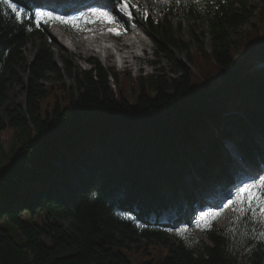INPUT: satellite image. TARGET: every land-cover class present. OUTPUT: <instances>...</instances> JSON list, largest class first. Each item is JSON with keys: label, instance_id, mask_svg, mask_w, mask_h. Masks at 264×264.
I'll return each mask as SVG.
<instances>
[{"label": "trees", "instance_id": "1", "mask_svg": "<svg viewBox=\"0 0 264 264\" xmlns=\"http://www.w3.org/2000/svg\"><path fill=\"white\" fill-rule=\"evenodd\" d=\"M160 1L159 20L135 10L131 20L150 28L177 76H139L133 101L111 84L123 76L97 58L78 72L67 61L59 66L44 42L47 24L36 26L34 0H13L25 9L19 19L0 2V132L16 130L11 158L0 164V264H137L127 255L138 248L131 243L165 241L169 223L159 216L180 209L181 194L193 209L202 203L193 200L200 188L224 193L236 185L240 174L229 173L224 140L237 138L246 157L264 165L255 141V131L264 132V67L252 61L264 63V32L253 24L231 40L248 22V1ZM204 18L212 47L195 55L177 32L183 21ZM245 36L238 59L233 44ZM37 40L43 43L28 64L24 49ZM173 51L205 68L210 86ZM23 71L25 100L9 104L8 89L23 81ZM50 73L72 82L44 110L41 102L54 90L45 85ZM201 233L181 230L162 258L139 264H264V223L251 212L240 215L232 206L224 227L212 221Z\"/></svg>", "mask_w": 264, "mask_h": 264}, {"label": "rangeland", "instance_id": "2", "mask_svg": "<svg viewBox=\"0 0 264 264\" xmlns=\"http://www.w3.org/2000/svg\"><path fill=\"white\" fill-rule=\"evenodd\" d=\"M98 3L106 6L110 11L118 18L115 23H124L126 25V33L122 34L120 37H118L117 41L118 43H123L122 51L118 52V48L112 46V48L107 49L105 48V52H101L99 49H94L97 45H99L98 41H92V46H90L89 43H81L82 45H79L77 47V44L80 43L78 38L82 35L73 34L71 37L69 34H64L62 26L59 28L54 27V23L50 22V24L46 25L45 28L48 31L50 36L45 37L44 42L49 44L51 47V51L54 53V57L56 61L58 62L59 66L63 68V64L60 63V60H62L64 63L67 61L69 64H71L74 71L78 72L84 69H90L91 65L87 62V59L93 57L97 58L100 63L107 69L113 68V70L123 76V79L118 84H115L114 80H111V84L114 87V90L116 92H119L120 90H123L125 95L127 96L130 101L134 100V97L136 95V89H137V78L139 76H147L150 74H154L157 76L162 77H176V73L173 71V65L174 61L169 58L166 54L161 53L154 42L152 41L149 33L151 34V30L148 26L144 25L141 28H136L131 24V19L129 17L125 16L123 13L119 11L118 8H116L113 3L116 0H97ZM248 6L247 9L250 12L248 22L246 25H244L240 31L238 32L239 37H235V35L231 38L232 41L235 39H240V34L244 32V34H247L248 32L253 30V24H256L255 27H257V31L260 33L264 32V5L263 0H247ZM201 1L200 6L203 8V4ZM94 3V2H92ZM130 5H136L137 7L130 9L135 10L137 12H140L145 15H150L154 17L156 20H159L162 17L164 6L161 4L160 0H129ZM43 11V10H40ZM82 14V13H81ZM88 21H92V17L89 16ZM174 22L176 28L179 27L178 23L176 21ZM80 25V24H78ZM73 28L77 29V26H72ZM101 28L97 27L96 29ZM210 26L206 22L205 18L204 21H188L185 20L182 23L181 29L177 32L178 36L181 37L182 40L190 42L193 54H199V51L196 49L200 48V50H211V32L209 30ZM62 29V30H60ZM115 31L117 28H112ZM93 30V29H91ZM127 31L129 33L127 35ZM97 31H91V36L96 35ZM194 34L198 35L200 38V41L198 42L197 39H194ZM85 34H83L84 36ZM127 35V38H126ZM139 36L140 38L145 39V43H143L144 46L139 47L138 44H136L135 48H133L130 44L132 41L131 38H135L133 36ZM142 36V37H141ZM105 39L107 37L105 36ZM137 40V39H136ZM194 40V41H192ZM247 38L245 36L243 42L237 41V43L233 44V53L234 56L238 59L242 58L244 55V49H243V43L247 42ZM252 39L250 38V41ZM242 41V40H241ZM98 42V43H97ZM43 41L40 42V40L33 42H30L26 45L24 49V57L26 62L29 64L35 54V51L37 47L42 44ZM108 43V42H106ZM108 47L111 46V43L107 44ZM101 46V45H100ZM92 50H90V49ZM99 51V52H97ZM109 53L106 55V52ZM130 51H133V56L128 57L126 59L124 58L122 61V55H128L130 54ZM146 51V53H145ZM113 54V57L107 58L109 54ZM124 55V56H125ZM172 56L175 57L176 60H178L180 63L184 64L185 66H188L195 74H197L198 79L200 81H203V86L205 88H208L210 86V82L208 79V74L205 68H201L198 65L191 64L190 61L187 60L186 56L184 54L178 55L176 51L172 52ZM107 58V59H106ZM252 61L256 63L255 67H260L261 64L259 59L256 58V56L252 57ZM124 63V64H123ZM208 69L209 68L207 67ZM139 69V70H138ZM23 76V81L20 83H13L9 89H8V99L7 103L9 104H17V103H23L25 100V90L24 86L26 85V73L23 71L21 72ZM56 74L50 73L48 75V79L45 82V85L48 86V88L53 87V91H50L49 97L41 102V105L43 106L44 110L50 107L52 104H54L56 101L60 100V95L62 94L63 90V83L69 84L72 82V79L68 77L67 74L64 75L63 82H56ZM3 113V108H0V114ZM227 128L229 130H233V125L230 123L229 119H227L224 124H227ZM235 132V131H234ZM256 144L258 143V146L262 151H264V132L260 130H256ZM16 130L14 128H6L5 130L0 132V164L5 166L10 158H11V148L14 145V139H15ZM224 140V139H223ZM224 145L222 146V150L224 153H227L226 146L236 148L235 153L231 152L228 154V156L232 160V164L229 163V170L230 168H234V166L242 165L245 169H239L240 167L234 168L237 170H241L244 173V177L247 180V183L252 181L253 179H258L261 176H264L262 174L257 173V171L263 167L262 165H258L256 167L255 162L254 164L249 163V159H245L244 150L240 149L238 146V139L237 138H228L223 141ZM20 143V142H19ZM18 143V144H19ZM233 145V146H232ZM226 151V152H225ZM237 158V159H236ZM255 167V168H254ZM258 169V170H257ZM240 182L238 184V188L242 186L245 182ZM185 183L188 185V187H192V181H191V175L187 174L185 176ZM214 189V188H213ZM212 188H209V186H204L202 189L200 188L199 191H195L193 200H200V201H211L215 202L218 201L217 197H214V200L210 197L212 192ZM235 193H233L232 196H234ZM215 196V195H214ZM224 200H220L219 203L215 202L213 207L211 208L212 211H221L222 214L214 220L216 224H218L220 227H224V225L227 223V216L231 213L232 208L231 206L225 207L227 205L228 200L223 202ZM184 203V201H183ZM214 205L219 206L218 208H215ZM189 204L185 203L184 208L188 210ZM206 212V211H205ZM209 212V211H208ZM166 215L164 216L163 213L160 214L159 218L162 219H175L179 215L178 211H174V209H169L165 212ZM164 213V214H165ZM201 211L196 212L192 214V210H190V219H192L191 225H182L180 222H177V226L175 225L169 230V233L167 234L165 241H142L140 243H131V246H138L128 250L127 255L131 258V260L134 263H142L145 261H154L162 258L167 253V246L175 245L180 239V231L186 229L187 232H192L198 236H202L201 229L204 227H197V220L200 218ZM179 217V216H178ZM186 217V216H183ZM264 223V219H263ZM239 264H244V260L240 258Z\"/></svg>", "mask_w": 264, "mask_h": 264}, {"label": "snow or ice", "instance_id": "3", "mask_svg": "<svg viewBox=\"0 0 264 264\" xmlns=\"http://www.w3.org/2000/svg\"><path fill=\"white\" fill-rule=\"evenodd\" d=\"M3 4L7 5L9 9L15 13L16 17L19 19L25 12L24 8L18 7L13 0H0ZM179 2V0H177ZM119 9L121 13L125 16L132 18V12L130 11L129 0H116L114 5ZM132 8L137 7L136 5H131ZM36 26L39 27L41 22L47 24L50 20H59L61 23L71 24L79 27L76 24V17H64V16H55L51 12H45L37 10L34 13ZM92 16L96 18L99 22H115L117 17L110 11H102L93 9ZM93 22V21H89ZM110 31H115L114 29H109ZM117 35L120 33L117 31ZM234 206V211L243 215L245 212H251L253 218L264 219V176L259 177L258 179H253L248 183H244L240 186L234 197L228 200L227 206ZM222 214L221 211H209L203 212L200 215V218L197 220V227H210L211 222L216 220ZM186 231V229H184Z\"/></svg>", "mask_w": 264, "mask_h": 264}, {"label": "bare ground", "instance_id": "4", "mask_svg": "<svg viewBox=\"0 0 264 264\" xmlns=\"http://www.w3.org/2000/svg\"><path fill=\"white\" fill-rule=\"evenodd\" d=\"M104 24H108V23H104ZM108 25H110V24H108ZM105 26V25H104ZM91 31H97V33H96V35H94V36H91ZM129 33H131V32H129ZM129 33H127V35L129 34ZM85 35L83 36H81V37H79L78 38V40H79V42L80 43H78L77 44V47L79 46V45H82L81 43H89L90 44V46H92L93 44H92V41H98V38H101L102 36H109V37H107V41H111L110 43L112 44L111 46H109V47H107L108 49H110V48H112V46H114V47H116V48H118V52H121L122 51V47L121 46H123V47H125L124 45H123V43H118V42H115V37H114V34H113V32L112 31H110L109 29L108 30H106V28H100V29H96V28H94L93 30H88V31H86L85 33H84ZM140 36V35H139ZM139 36H133V37H135V38H131V42H130V44H131V46L133 47V48H135V46H136V44H138L139 45V47H142V46H144L145 44H146V42H145V39H143V38H140ZM142 37V36H141ZM112 38V39H111ZM127 38V37H126ZM137 39V40H136ZM101 40V39H100ZM99 40V41H100ZM98 43V42H97ZM143 43H145L144 45H143ZM100 49V51L102 52H105V50H104V48H103V46L101 45V46H96L94 49L96 50V49ZM106 48V49H107ZM90 49V48H89ZM90 50H92V49H90ZM98 52V51H97ZM109 53V51L108 52H106V55ZM145 53H146V51H145ZM133 51H130V54H128V55H122L121 57H122V61H123V59L125 58L126 59V61L128 62V60H127V58L128 57H132L133 56ZM113 57V54L111 53V54H109L108 56H107V58H109V57ZM106 58V59H107ZM124 64V63H123ZM139 70V69H138ZM152 78V77H151ZM149 84V83H148ZM233 146V145H232ZM226 148H227V153L229 154L231 151V154L234 152L235 153V149L236 148H234L233 149V147H227L226 146ZM241 149V148H240ZM237 159V158H236ZM241 166V168H239V169H245V168H243L242 167V165H239V166H234L233 165V167L234 168H237V167H240Z\"/></svg>", "mask_w": 264, "mask_h": 264}]
</instances>
